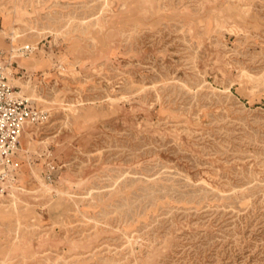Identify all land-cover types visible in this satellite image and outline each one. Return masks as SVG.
Masks as SVG:
<instances>
[{
	"label": "rangeland",
	"instance_id": "obj_1",
	"mask_svg": "<svg viewBox=\"0 0 264 264\" xmlns=\"http://www.w3.org/2000/svg\"><path fill=\"white\" fill-rule=\"evenodd\" d=\"M24 44L0 264H264V0H0Z\"/></svg>",
	"mask_w": 264,
	"mask_h": 264
},
{
	"label": "built area",
	"instance_id": "obj_2",
	"mask_svg": "<svg viewBox=\"0 0 264 264\" xmlns=\"http://www.w3.org/2000/svg\"><path fill=\"white\" fill-rule=\"evenodd\" d=\"M33 52L28 44L10 47L0 53V198L11 197L15 173L18 170L16 160L19 152V139L27 126L41 124L46 117L32 101L18 95L9 79L12 78L13 60L25 58ZM56 170L51 163L46 165L45 179L52 183Z\"/></svg>",
	"mask_w": 264,
	"mask_h": 264
},
{
	"label": "crops",
	"instance_id": "obj_3",
	"mask_svg": "<svg viewBox=\"0 0 264 264\" xmlns=\"http://www.w3.org/2000/svg\"><path fill=\"white\" fill-rule=\"evenodd\" d=\"M11 46H14L13 44H10ZM9 45V47H8V49L6 50V51H0V53H5V52H7L8 50H9V48L11 47ZM15 59H17V58H15ZM30 79V77H28V80ZM24 96V95H23ZM25 97V96H24ZM16 160L18 161V168H19V152H18V155H17V158H16ZM17 177V172L15 173V179H14V183H15V181H16V178ZM13 183V184H14Z\"/></svg>",
	"mask_w": 264,
	"mask_h": 264
},
{
	"label": "bare ground",
	"instance_id": "obj_4",
	"mask_svg": "<svg viewBox=\"0 0 264 264\" xmlns=\"http://www.w3.org/2000/svg\"><path fill=\"white\" fill-rule=\"evenodd\" d=\"M18 95H19V93H18ZM28 127H30V126H27L26 129H27ZM23 132H24V131H23Z\"/></svg>",
	"mask_w": 264,
	"mask_h": 264
}]
</instances>
